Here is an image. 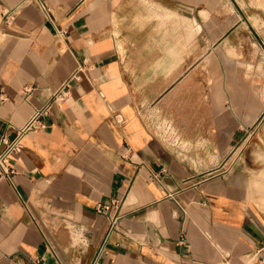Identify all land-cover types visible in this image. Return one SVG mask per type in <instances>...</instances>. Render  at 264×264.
Wrapping results in <instances>:
<instances>
[{
    "label": "crops",
    "instance_id": "1",
    "mask_svg": "<svg viewBox=\"0 0 264 264\" xmlns=\"http://www.w3.org/2000/svg\"><path fill=\"white\" fill-rule=\"evenodd\" d=\"M44 1L0 0V136L75 75L0 180V264H255L264 0Z\"/></svg>",
    "mask_w": 264,
    "mask_h": 264
},
{
    "label": "built area",
    "instance_id": "2",
    "mask_svg": "<svg viewBox=\"0 0 264 264\" xmlns=\"http://www.w3.org/2000/svg\"><path fill=\"white\" fill-rule=\"evenodd\" d=\"M38 4L48 11L46 2L44 0H36ZM14 17V11L7 14V19ZM75 77L73 74L68 78L52 95V98L43 106L35 108L29 118L20 126L16 127L13 137L8 138L5 135L0 136V143L3 145L0 148V180L12 182V177L15 174L14 168L10 165L9 160L12 154L18 153L23 147L24 137L31 132L38 131L47 127L45 117L49 114L52 102L62 101L68 97L70 92V82ZM32 88L25 86L23 88V96L26 99L31 93ZM117 217L111 219V226H115ZM264 251V248H263ZM255 264H264V253L257 252Z\"/></svg>",
    "mask_w": 264,
    "mask_h": 264
}]
</instances>
